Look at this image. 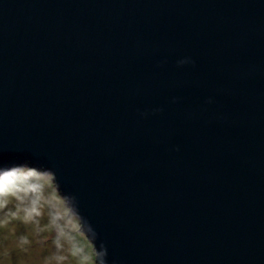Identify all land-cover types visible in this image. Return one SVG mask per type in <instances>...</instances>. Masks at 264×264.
I'll list each match as a JSON object with an SVG mask.
<instances>
[{"label":"water","instance_id":"1","mask_svg":"<svg viewBox=\"0 0 264 264\" xmlns=\"http://www.w3.org/2000/svg\"><path fill=\"white\" fill-rule=\"evenodd\" d=\"M20 166L97 264H264V0H0Z\"/></svg>","mask_w":264,"mask_h":264},{"label":"rangeland","instance_id":"2","mask_svg":"<svg viewBox=\"0 0 264 264\" xmlns=\"http://www.w3.org/2000/svg\"><path fill=\"white\" fill-rule=\"evenodd\" d=\"M51 176L29 166L0 177V264H97Z\"/></svg>","mask_w":264,"mask_h":264}]
</instances>
